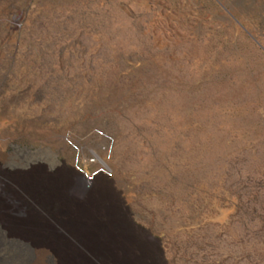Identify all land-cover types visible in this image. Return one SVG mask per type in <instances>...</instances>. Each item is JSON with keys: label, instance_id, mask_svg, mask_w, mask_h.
Returning <instances> with one entry per match:
<instances>
[{"label": "rangeland", "instance_id": "rangeland-1", "mask_svg": "<svg viewBox=\"0 0 264 264\" xmlns=\"http://www.w3.org/2000/svg\"><path fill=\"white\" fill-rule=\"evenodd\" d=\"M221 2L0 0V264L36 258L31 215L81 255L87 208L157 264H264V0Z\"/></svg>", "mask_w": 264, "mask_h": 264}, {"label": "bare ground", "instance_id": "bare-ground-1", "mask_svg": "<svg viewBox=\"0 0 264 264\" xmlns=\"http://www.w3.org/2000/svg\"><path fill=\"white\" fill-rule=\"evenodd\" d=\"M17 150L30 153L43 151ZM44 151H48V149ZM3 174L5 173L0 167V176H3ZM7 178L12 179L11 181L18 187L20 192L28 194L33 202L44 207L43 209L46 211H50L53 208L50 206L52 202L59 203L61 199L65 200L69 192L81 194L79 185L77 184L78 186H76V182H69L66 179L65 182L60 180L56 182L51 181L49 178L25 175L18 180L15 177H11L9 173ZM15 179L17 182H15ZM11 194L16 200L20 197L19 193L13 190ZM1 208L2 206H0ZM94 214H97L94 208L83 210V218L80 222H77V225H80L81 228L72 232L74 240L82 247L84 252L82 253L83 255L81 254L82 257L76 253L79 251L77 246L73 245L71 247L62 243L60 239L54 240L47 237L46 235L49 234V231L41 228V226H44L45 223L48 225V223L36 219L34 215L20 223L22 229L16 228L14 226H17L16 223H9L11 226L9 233L12 239L26 242L28 249L35 252L36 258L33 261L31 260L30 264H157L153 251L140 248L135 242L132 243L123 236L106 234L104 228L108 229V225L101 220H96ZM130 222L154 243L160 256H163L158 238H154L146 229L135 224L131 219ZM54 223L60 225L58 221Z\"/></svg>", "mask_w": 264, "mask_h": 264}, {"label": "trees", "instance_id": "trees-1", "mask_svg": "<svg viewBox=\"0 0 264 264\" xmlns=\"http://www.w3.org/2000/svg\"><path fill=\"white\" fill-rule=\"evenodd\" d=\"M214 1H215V2H218V3H219V2H220V3H223V2H221L222 0H214ZM225 1H228V0H224V2H225ZM230 1H231V0H230ZM218 3H217V4H218ZM224 6H225V5H224ZM225 8H226L228 11H230L229 8H227V4H226ZM230 13H231L232 15H234V16H235V15H236V16H237V15L239 16V14H237V12H235V11H234V12L230 11Z\"/></svg>", "mask_w": 264, "mask_h": 264}, {"label": "built area", "instance_id": "built-area-1", "mask_svg": "<svg viewBox=\"0 0 264 264\" xmlns=\"http://www.w3.org/2000/svg\"><path fill=\"white\" fill-rule=\"evenodd\" d=\"M94 159H95V156H94V154H92V156L87 159V162H93Z\"/></svg>", "mask_w": 264, "mask_h": 264}]
</instances>
